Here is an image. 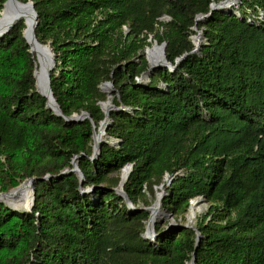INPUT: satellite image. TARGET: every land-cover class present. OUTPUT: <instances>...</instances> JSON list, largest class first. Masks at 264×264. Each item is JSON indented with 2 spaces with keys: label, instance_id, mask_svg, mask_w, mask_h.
<instances>
[{
  "label": "trees",
  "instance_id": "obj_1",
  "mask_svg": "<svg viewBox=\"0 0 264 264\" xmlns=\"http://www.w3.org/2000/svg\"><path fill=\"white\" fill-rule=\"evenodd\" d=\"M33 1L36 37L56 56L51 87L63 114L87 111L98 127L106 81L125 109L111 111L106 133L119 144L103 143L91 161V120L66 121L36 90L24 21L0 37V192L52 175L35 183L32 211L0 202V264H189L196 230L157 229L152 242L150 213L130 210L114 190L127 164L124 190L136 207L150 205L145 195L155 197L166 176L167 211L184 218L193 199L208 202L194 264H264V0L198 22L221 0ZM194 26L205 40L191 53ZM151 36L174 64L188 54L138 83ZM81 153L90 193L76 173L58 177Z\"/></svg>",
  "mask_w": 264,
  "mask_h": 264
},
{
  "label": "water",
  "instance_id": "obj_2",
  "mask_svg": "<svg viewBox=\"0 0 264 264\" xmlns=\"http://www.w3.org/2000/svg\"><path fill=\"white\" fill-rule=\"evenodd\" d=\"M240 2V0H221L219 2H213L210 4V12L208 14H203V15H199L196 17V22H198L199 19L203 20L205 19L207 16H210L211 13L214 10H222L223 5L226 3H229L231 5H237V3ZM230 12V10H228ZM21 14H25L27 16H29L30 18V23L29 25H27V27H25L24 31H23V36L26 39L27 44L29 45V51L32 52V46L34 44L39 45V46H44L49 50L50 53V62L45 66L44 68V80H45V84H46V91H42L39 89L38 87V78L36 76V72L34 71V76L36 79V90L42 94L43 96H45L47 98V102L46 105L47 107H49L50 109H52L54 111V113L59 116V117H63L66 121H70V122H78V121H82V120H86V119H90L91 123H92V127H93V135H92V141H93V145H92V154L89 156V159L91 161H94L98 158V156L101 153V149H102V144L103 143H109L112 146H117L119 144V140H115V141H108L107 139H103L101 143H99V145L96 147L95 146V132L96 129H99V131L102 130L103 134L107 133V129L108 126L110 124V113L108 111H106L104 109V102L108 99V95L105 101H101L99 102V105L101 106L105 117L104 119L100 122L99 126L97 127V125L95 124V122L93 121L91 115L87 112V111H82L80 114L78 113H74L72 115H64L63 112L60 109V106L58 104V102L56 101L54 95H53V91H52V87H51V72L52 70L55 68L56 66V56L55 53L50 45V43L48 44H42L38 38L36 37V26L38 23V14L37 11L35 9V3L33 0H28L27 2H21L19 0H6L3 3V8L0 11V37L3 38L12 27L15 26L17 19L19 18V16ZM163 19H170L168 16H164ZM196 26L192 27L193 30H195ZM198 34L202 35V37H204V33L203 30H200L198 32ZM192 38V42L194 44V49L191 51L192 52H199L200 49V44H195L194 43V38L191 36ZM150 41V39H149ZM166 42H162L160 45L158 44V42L156 40H154L153 44L151 47H154L156 49H161L162 52V59L160 58H154L153 59V63H150V61L147 58L149 67L146 71H144L140 77L137 78V82L138 83H142L145 81V78H147V81L150 80V76L152 75V73L160 68H169V70H174L176 68V65L178 64V62L180 60H182L188 53H185L182 57H178L175 60V64L170 62L167 57H166ZM149 45L145 47L144 52H146L149 49ZM104 86H107L111 89V91H116V88L114 86V83L112 81H106L104 83H102L100 85V89L102 91L105 92L104 90ZM125 107L124 106H116L114 103L112 104V110H116V111H121L124 110ZM85 156V153H81L79 155H76L72 161H71V165L72 167L70 168H65L63 171H61V173L58 175V177L62 176V175H66V174H70V173H76L79 178H80V190L82 193H90L92 191H94V189L96 188V186L93 187H89V188H82L83 183L85 182V175L83 174V172L81 171L80 167H79V159L81 157ZM128 168V173L126 176V180L125 182H122L120 179V182L118 184L117 187L114 188V190L121 195L126 204L128 205L130 210H147L150 215L148 218V222L146 225V232L144 233V237L146 239H156V237L159 235V233H155V229H154V224L152 222V209L154 205L151 206H145V207H136L133 202L129 199L127 193L124 190V185L126 183V181L128 180L132 170H133V164H127L122 168V173L123 171ZM52 178V175L48 174L44 177H30L27 178L26 181H28L29 186L31 187V194H32V206L24 211H32V207L34 205V201H35V183L37 181L46 179V180H50ZM122 178V175H121ZM173 178V177H172ZM171 178V179H172ZM22 185H24V183H22L21 185L17 186V188H20ZM11 191L8 192H0V195H6L9 194ZM161 194L159 196H157V201L160 200ZM200 198V197H199ZM199 198H196L195 200L191 201V204H193V202H196ZM156 201V202H157ZM0 202H2L0 200ZM4 202V201H3ZM155 202V203H156ZM154 203V204H155ZM8 207L12 208L11 206L8 205ZM13 209V208H12ZM15 210V209H14ZM172 227H176V228H180V227H189L192 228L194 230H196V244H195V251L193 253V256L189 262V264H194L196 261V249L198 248L199 244H200V240H201V233L199 230H197L196 226H190L187 224H174L172 225ZM164 232H167V230H164Z\"/></svg>",
  "mask_w": 264,
  "mask_h": 264
},
{
  "label": "bare ground",
  "instance_id": "obj_3",
  "mask_svg": "<svg viewBox=\"0 0 264 264\" xmlns=\"http://www.w3.org/2000/svg\"><path fill=\"white\" fill-rule=\"evenodd\" d=\"M232 5L229 3H226L223 5V9L230 8ZM30 16V15H29ZM29 16L25 14H21L19 18L16 21V24L18 21L23 20L26 27L30 23ZM199 19L198 21H200ZM15 24V25H16ZM194 43L200 44V41L202 40V35L198 34L194 37ZM32 55L33 58L36 60V76L38 78V87L42 91H46V84L44 80V68L45 66L50 62V53L49 50L44 46H39L34 44L32 46ZM148 60L150 63H153L154 58H160L162 59V52L161 49H156L154 47H149V49L145 52ZM145 81H147V78H145ZM104 90L108 95V99L104 102V109L111 113L112 111V91L109 87L104 86ZM103 139H107V135L103 134L102 130L99 131V129H96L95 132V146L97 147L99 143L102 142ZM109 141V140H108ZM128 173V168H126L122 173L121 181L125 182L126 176ZM0 200L5 201L9 206H11L15 210H26L32 206V194H31V187L28 184V181L24 183L20 188H16L12 190L9 194L6 195H0ZM196 202H193L191 206L190 213L188 215V221L194 222L197 214V208H196ZM165 214L160 211L159 202H156V204L153 206L152 209V222L155 225L156 222H158L161 218H163Z\"/></svg>",
  "mask_w": 264,
  "mask_h": 264
},
{
  "label": "rangeland",
  "instance_id": "obj_4",
  "mask_svg": "<svg viewBox=\"0 0 264 264\" xmlns=\"http://www.w3.org/2000/svg\"><path fill=\"white\" fill-rule=\"evenodd\" d=\"M239 4H240V2L237 3L236 7H238ZM200 30H202V29H199V28L196 27L195 30H194L195 33L192 34V37H194L195 35H198V32ZM204 40H205V38L202 37V40L200 41V44L203 43ZM153 42H154V40H153V37L151 36L150 37V43L151 44L149 45L150 47L152 46ZM158 44L160 45L161 43H158ZM144 56L147 59V56H146L145 52H144ZM115 95H116V91H113V93H112V101L115 99ZM107 138H108L109 141H115V139L110 138L108 136H107ZM92 145H93V141H92ZM121 175H122V170L120 172V179H121ZM171 180L172 179L169 176H166L163 182H161L159 185L155 186V189H156L155 197H152L150 194H146L145 195V199L150 203L149 206H151V205H155L156 204L155 202L157 201V196H159L161 194L160 200L157 201V202H159L160 211L163 212L165 214V216L163 218H161L158 222L155 223V225H154L155 233H157V229H160V230L164 229V230H167V231H176L177 230L176 227H172V225H174V224H187V225H190V226H195L197 224V222L199 221V218L200 217L202 218L203 216L207 215L208 210H209V204L205 200V198H203V197L199 198L198 197L199 199L195 203L196 204V208L198 210H197V214H196V218H195L194 222H189L188 221V215L190 213L191 208H190L189 212L185 214L184 218L181 217V216H178V215H176L174 213H171V212L167 211V209L164 207V200H165V197L168 195L167 188H168ZM25 182H26V179L24 181H22L19 185H21L22 183H25ZM16 188H17V186L12 188V189H10L9 191H12V190H14ZM1 192H8V191H1ZM193 200H195V199H193ZM4 203L8 206V204L5 201H4ZM137 207H145V204L143 203L142 200L140 201V204L137 205ZM151 241L154 242L155 239H153Z\"/></svg>",
  "mask_w": 264,
  "mask_h": 264
},
{
  "label": "built area",
  "instance_id": "obj_5",
  "mask_svg": "<svg viewBox=\"0 0 264 264\" xmlns=\"http://www.w3.org/2000/svg\"><path fill=\"white\" fill-rule=\"evenodd\" d=\"M262 17V16H261Z\"/></svg>",
  "mask_w": 264,
  "mask_h": 264
}]
</instances>
